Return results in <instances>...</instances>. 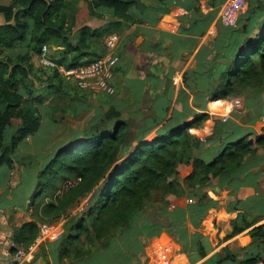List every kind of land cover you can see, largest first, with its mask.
Here are the masks:
<instances>
[{"label":"trees","instance_id":"trees-1","mask_svg":"<svg viewBox=\"0 0 264 264\" xmlns=\"http://www.w3.org/2000/svg\"><path fill=\"white\" fill-rule=\"evenodd\" d=\"M80 1L88 16L104 20L101 27L75 29ZM137 2L12 0L0 6V166L13 167L19 145L39 130L44 117L51 119L56 97L68 95L64 80L70 79L57 67L38 64L42 47L56 66L91 62L105 53L103 38L120 34L131 20L128 12ZM246 2L237 25L220 34V48L207 63V96L192 98L197 110L204 111L208 101L252 97L255 114L264 119V0ZM182 104L187 110L186 101ZM166 115L167 109L140 124L109 107L52 154L38 158L42 161L25 162L36 176L28 204L32 221L16 230L15 241L27 247L40 224L63 221L61 237L52 245L58 264H120L138 251L145 215L168 211L166 195L203 202V189L213 180L227 183L244 163L264 162V121L257 131L231 119L216 120L203 142L189 130L199 128L209 114L187 110L188 119L173 110L145 139ZM180 165L186 166L183 174ZM67 182L71 185L65 187ZM232 225L235 233L251 223L241 212ZM249 233L257 244L223 259L264 264V223Z\"/></svg>","mask_w":264,"mask_h":264},{"label":"crops","instance_id":"crops-1","mask_svg":"<svg viewBox=\"0 0 264 264\" xmlns=\"http://www.w3.org/2000/svg\"><path fill=\"white\" fill-rule=\"evenodd\" d=\"M11 1L0 0V6H7ZM224 1L138 0L128 12L131 20L120 29L119 60L110 82L114 94L99 93L98 97L110 98L101 104L95 102L98 101L95 93L76 89L74 95L69 94L78 111L89 113L86 124L95 113H104L109 107L119 110L122 118H131L140 124L150 119L149 115L155 118L158 112L167 109L160 125L146 135L145 139L149 140L173 110L190 119L186 115L188 110L209 114L207 124L194 128L197 134H205L216 121L211 117L210 106L219 104L223 114L228 113L236 124L258 131L264 119L255 114L252 97L247 102L240 98L244 100H241L243 109H230L232 100L208 101L204 111L192 106L193 96H207V63L214 61L216 49L220 48V34L226 28L219 21ZM79 5L75 29L84 25L99 28L104 24V20L87 15L83 1ZM3 21L0 13V25ZM185 101L187 110L182 104ZM47 117L43 119L44 124L52 123ZM38 131L19 145L11 169L0 166V264H8L5 250L13 252L23 248L15 241L14 234L23 224L32 221L28 204L36 176L25 162L48 156L67 141H49L48 137H38ZM185 170L184 165L178 167L181 174ZM231 175L227 183L213 180L204 188L203 202L187 196L166 195L168 211L145 215L138 251L120 264H238L223 258L257 244L249 231L264 223V162L258 165L246 162ZM241 212L246 213V221L251 225L234 233L232 221ZM202 214L205 216L201 219ZM62 225L63 221L51 224L45 243L19 264H58L52 245L61 237Z\"/></svg>","mask_w":264,"mask_h":264},{"label":"built area","instance_id":"built-area-1","mask_svg":"<svg viewBox=\"0 0 264 264\" xmlns=\"http://www.w3.org/2000/svg\"><path fill=\"white\" fill-rule=\"evenodd\" d=\"M246 0H225L219 13V21L224 27H235L238 23V19L246 10ZM120 34L110 33L103 39V45L105 53L103 56L94 59L83 65H79L72 68H64L62 66H56L55 63L48 57V49L46 46L42 47V54L38 59L39 64L49 67H57L58 72L65 78L70 79L81 90L91 93H105L114 94V88L111 85V79L116 64L119 60L117 55V47L120 41ZM240 98L232 100V108H241ZM228 112V110H227ZM229 118L228 113L222 115L223 121ZM196 137L200 141H205L204 134H197L194 130ZM71 185V182H67L65 187ZM51 231V224L42 223L39 226V231L34 240L23 248H17L13 252L9 250L4 251V255L8 260V264H19L24 262L30 255L35 253L38 248L45 243L48 234Z\"/></svg>","mask_w":264,"mask_h":264},{"label":"rangeland","instance_id":"rangeland-1","mask_svg":"<svg viewBox=\"0 0 264 264\" xmlns=\"http://www.w3.org/2000/svg\"><path fill=\"white\" fill-rule=\"evenodd\" d=\"M39 64V63H38ZM65 82V86H64V91L67 92L68 95L63 94L60 98L56 97V100L53 102V109H55L54 113L51 115V121L49 124H44V122L46 120L43 121L42 119V124H41V128L38 131V137H48L49 141L53 140V141H63V140H69L72 139L73 136L75 135V132L80 133L85 127H86V123L88 120V112L87 111H78L77 110V106L74 105L72 103V99H69V94H72L76 88L74 86V84L68 80H64ZM74 95V93L72 94ZM98 93H96L94 96H97ZM98 102L99 104L101 103H107V101L110 99L108 97V95L106 96H97ZM243 100V99H241ZM244 101V100H243ZM242 101V107L244 108V102ZM211 110L210 112L212 113L213 116L212 119L213 121L217 120V121H221V122H227L228 120H230L229 118L226 121H223L222 119V114L223 111L221 108V106H219V104H211ZM241 107V109H243ZM240 109V110H241ZM242 111V110H241ZM49 113H52V109L51 111H48ZM44 116H46L47 114H43ZM43 117V116H42ZM47 117V116H46ZM47 120H49L50 118H46ZM209 117L203 122V124L200 126L202 127L203 125H205L204 123L207 124ZM212 122L209 123V126H211ZM213 123V127H214ZM191 133H194V128H191L189 130ZM205 136L208 137L213 133V128L210 130L208 128V130H205ZM206 140V139H205ZM56 143V142H55ZM185 169V168H184ZM183 173L185 171H182ZM54 223V222H53ZM53 223H51L53 225ZM50 224V223H49Z\"/></svg>","mask_w":264,"mask_h":264}]
</instances>
